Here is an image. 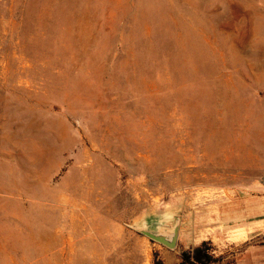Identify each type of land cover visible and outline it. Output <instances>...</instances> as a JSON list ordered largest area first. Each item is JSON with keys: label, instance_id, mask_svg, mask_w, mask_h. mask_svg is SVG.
Masks as SVG:
<instances>
[{"label": "rangeland", "instance_id": "rangeland-1", "mask_svg": "<svg viewBox=\"0 0 264 264\" xmlns=\"http://www.w3.org/2000/svg\"><path fill=\"white\" fill-rule=\"evenodd\" d=\"M263 218L264 0H0V264H264Z\"/></svg>", "mask_w": 264, "mask_h": 264}, {"label": "trees", "instance_id": "trees-1", "mask_svg": "<svg viewBox=\"0 0 264 264\" xmlns=\"http://www.w3.org/2000/svg\"><path fill=\"white\" fill-rule=\"evenodd\" d=\"M207 244L181 253L180 262L178 264H211L214 262L212 254L207 249ZM154 264H162L161 261H156Z\"/></svg>", "mask_w": 264, "mask_h": 264}, {"label": "water", "instance_id": "water-1", "mask_svg": "<svg viewBox=\"0 0 264 264\" xmlns=\"http://www.w3.org/2000/svg\"><path fill=\"white\" fill-rule=\"evenodd\" d=\"M178 230H179V221L176 222L170 233L163 231L154 232L152 230H146V229H139V232L143 234L145 237L149 238L150 240L159 243L170 250H173L176 248L177 245Z\"/></svg>", "mask_w": 264, "mask_h": 264}, {"label": "crops", "instance_id": "crops-1", "mask_svg": "<svg viewBox=\"0 0 264 264\" xmlns=\"http://www.w3.org/2000/svg\"><path fill=\"white\" fill-rule=\"evenodd\" d=\"M261 222L264 223V218L261 220ZM163 260H164V264H177L178 263V260H175V259L167 258ZM261 261H262L261 258L258 257L257 259L252 260V264H260ZM242 264H246L245 261H243Z\"/></svg>", "mask_w": 264, "mask_h": 264}, {"label": "bare ground", "instance_id": "bare-ground-1", "mask_svg": "<svg viewBox=\"0 0 264 264\" xmlns=\"http://www.w3.org/2000/svg\"><path fill=\"white\" fill-rule=\"evenodd\" d=\"M46 151V150H45Z\"/></svg>", "mask_w": 264, "mask_h": 264}]
</instances>
